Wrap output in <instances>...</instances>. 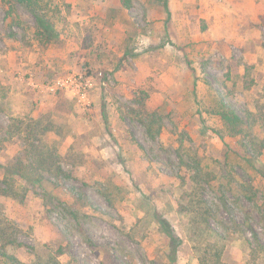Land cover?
<instances>
[{"label":"rangeland","instance_id":"374dc122","mask_svg":"<svg viewBox=\"0 0 264 264\" xmlns=\"http://www.w3.org/2000/svg\"><path fill=\"white\" fill-rule=\"evenodd\" d=\"M47 3L0 0V264H264V0Z\"/></svg>","mask_w":264,"mask_h":264},{"label":"trees","instance_id":"16d2710c","mask_svg":"<svg viewBox=\"0 0 264 264\" xmlns=\"http://www.w3.org/2000/svg\"><path fill=\"white\" fill-rule=\"evenodd\" d=\"M7 3L10 4V13L16 14V18L21 19V15L19 14L18 6L21 5L25 7L28 11H30L33 16L35 17L38 23V35L40 39L45 38L46 41H52L58 39L60 34L55 28L53 21L50 17H48L47 12L49 11V5L47 0H5ZM123 4L130 8L132 6V0H123ZM19 21V20H18ZM224 118L228 122H236L238 120V116L232 115L231 113H223ZM173 251H176L174 249ZM219 264H221V260L219 259ZM205 264H215V263H208Z\"/></svg>","mask_w":264,"mask_h":264}]
</instances>
